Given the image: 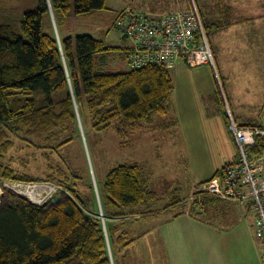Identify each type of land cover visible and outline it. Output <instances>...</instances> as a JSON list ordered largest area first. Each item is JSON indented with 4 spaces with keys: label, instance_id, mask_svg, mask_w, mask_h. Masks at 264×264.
<instances>
[{
    "label": "trees",
    "instance_id": "obj_1",
    "mask_svg": "<svg viewBox=\"0 0 264 264\" xmlns=\"http://www.w3.org/2000/svg\"><path fill=\"white\" fill-rule=\"evenodd\" d=\"M157 1L148 2L153 13H161ZM194 1L217 63L210 34H220L251 18L238 13L229 0ZM141 4H146L145 0ZM50 6L58 27L67 17L105 8L106 0H36L33 7L23 10L19 26L0 22V178L46 181L58 187L57 194L41 204L5 189L0 197V264H112L108 240L114 264H130L124 251L134 238L126 228L127 219L180 207L175 216L189 212L201 220H211L229 207V201L198 190L182 197L166 181L168 201L157 206L160 193L137 161L112 167L106 174L103 194L98 196L92 184L83 193L69 182L65 164L53 161L52 156L71 140L69 129L78 126L76 105L81 119L82 112L87 111L93 131L112 127L121 143L128 146L145 126L170 127L164 118L175 83L173 67L104 69L99 63L101 57L105 59L107 52L117 47L107 45L103 38L78 34L61 39L59 45ZM0 10L8 9L0 6ZM126 49L123 57L127 62ZM212 74V100L220 105L229 128L222 77L217 67L216 71L212 68ZM54 92L64 95L55 99ZM255 140L249 153L264 155V135ZM236 151L235 161L239 159L237 146ZM40 164L41 171L37 169ZM223 169L224 164L200 184L222 175ZM98 200L107 218V236L100 214L97 217L90 212Z\"/></svg>",
    "mask_w": 264,
    "mask_h": 264
},
{
    "label": "rangeland",
    "instance_id": "obj_2",
    "mask_svg": "<svg viewBox=\"0 0 264 264\" xmlns=\"http://www.w3.org/2000/svg\"><path fill=\"white\" fill-rule=\"evenodd\" d=\"M148 2L149 0H145L146 4H141V0H106L105 8L88 15L67 17L58 27L54 19L55 29L51 16L50 19L60 40L67 36L90 34L103 38L107 45L117 47L107 52L105 59L102 56L99 63L106 70L120 71L128 68L123 54L130 43L122 38L121 31L114 26L115 18L122 8L130 5L151 12L153 9L149 8ZM181 2L185 9L190 8L189 0H160L156 5L160 7L159 12H163L183 8ZM198 2L201 4L203 0ZM231 2L236 4V1ZM242 3L244 5L240 7L245 10V14L252 9L256 13V0H243ZM35 4L36 0H0V6L8 9L0 10V22L19 26L23 10ZM243 27L242 24H237L220 34L212 33L209 38L216 52V67L222 77L220 86L224 91L226 107L230 108V113L240 109L247 115L257 109L248 105L252 100L251 95L256 99L253 101L256 103L264 99V73L260 69V59L264 55L261 54L262 47L257 46L258 40L263 41L262 33L254 27ZM203 66L189 67L181 65L179 60L171 69L175 88L170 100V109L164 118L170 123V128L165 134L159 130L151 132L144 128L133 136L128 146H125L112 127L102 132L93 131L85 110L82 112V119L78 120L77 128L72 126L69 129L71 140L54 152L52 160L58 159L65 164L69 182L78 185L83 193L92 184L96 196L100 192L103 194L102 186L112 167L137 161L148 173L151 186L160 193L161 198L157 206H162L168 201L165 192L166 181L177 189L180 196H191L203 180L222 168L226 156L231 157L229 154L232 150L235 153V148L229 141L232 136L230 137L231 132L226 126L225 116L220 110V105H215L212 100L213 94L210 90L214 85L211 81L213 67L208 65L212 74L210 75L205 72ZM63 95L64 92L52 93L55 99ZM260 110L261 120L264 122V106H261ZM158 121L163 119L159 118ZM34 164L36 165V162ZM41 168L43 165L40 164L37 169L41 171ZM44 182L55 187L51 195L43 198L45 200L55 196L58 187ZM100 208L102 209V206L98 200L94 210H90L91 214L98 217ZM179 209L180 207H175L173 212ZM250 215L257 236L253 211ZM101 219L107 220L104 216H101ZM211 220L220 231L228 230L230 227L225 226L235 223L232 219L225 221L221 216L212 217ZM143 226L144 224L134 221L126 223L131 238L135 237ZM163 259L162 256L146 255L145 264L162 263Z\"/></svg>",
    "mask_w": 264,
    "mask_h": 264
},
{
    "label": "built area",
    "instance_id": "obj_3",
    "mask_svg": "<svg viewBox=\"0 0 264 264\" xmlns=\"http://www.w3.org/2000/svg\"><path fill=\"white\" fill-rule=\"evenodd\" d=\"M114 26L125 35L129 46L127 64L130 68L160 65L167 68L183 60L190 67L210 65L216 71L213 51L204 31L194 0L188 9L181 8L153 13L135 6L122 8ZM230 116L229 129L238 149L237 161H226L222 175L200 184V192L217 195L221 199L249 204L255 213L257 236L264 243V181L261 156L251 155L249 146L256 136L264 135V125H239ZM5 189L27 197L36 204L46 202L55 187L39 181H16L0 178V197Z\"/></svg>",
    "mask_w": 264,
    "mask_h": 264
},
{
    "label": "crops",
    "instance_id": "obj_4",
    "mask_svg": "<svg viewBox=\"0 0 264 264\" xmlns=\"http://www.w3.org/2000/svg\"><path fill=\"white\" fill-rule=\"evenodd\" d=\"M229 1H236V4L231 3L237 12L251 18L242 24L244 29L254 27L255 30L262 33L263 41L258 40L257 46L262 47L261 54L264 55V0H256V13L252 9L246 14L244 13L245 10L240 7L244 5L243 0ZM260 63V69L264 73V56L261 57ZM181 65L186 64L181 60ZM203 68L207 74L212 75L208 65H204ZM211 81L214 84L210 90L213 94L215 90L214 77ZM262 95L264 96V92ZM250 97L252 100L248 105L251 108H257L256 111L246 115L239 109L232 111V116L239 123L260 122L264 124L261 120L262 113L260 110L261 106H264V99L256 103L253 102L256 99L252 95ZM214 102L217 105L216 101ZM149 127L144 128L151 130V132L159 130L163 134L170 128L155 129ZM229 141L235 148V153L232 150V153L229 154L231 157L226 156L225 162L228 160L235 161L237 154L234 138L231 137ZM260 159L263 164L262 178L264 181V155ZM230 202L232 201L228 202L229 207L221 209L217 214L225 221L232 219L236 223L227 224L225 228H230L225 231H220L212 220H201L189 212L175 216L172 209L127 219V222L134 221L144 224L143 229L133 237L134 241L124 251L127 261L130 264H145L146 255H148L164 257L161 260L162 263L157 264H264V243L254 233L253 219H250L252 217L250 215L252 213L251 206L238 202H232L235 203L232 205ZM230 225H232V229Z\"/></svg>",
    "mask_w": 264,
    "mask_h": 264
},
{
    "label": "water",
    "instance_id": "obj_5",
    "mask_svg": "<svg viewBox=\"0 0 264 264\" xmlns=\"http://www.w3.org/2000/svg\"><path fill=\"white\" fill-rule=\"evenodd\" d=\"M49 1V0H48ZM50 16H51V19H52V21H53V23H54V29H55V18H54V14H53V10H52V7L50 6ZM55 32V36H56V38H57V40H58V43H59V45H61V40L59 39V37H58V34H57V31L55 30L54 31ZM122 38L124 39V38H126L125 37V35H122ZM76 114H77V118H78V120L80 121V116H79V113H78V109H77V105H76ZM81 124V123H80ZM100 216H104L103 215V212H102V209L100 208ZM105 218V217H104ZM101 221H102V225H103V229H104V231H105V233H106V236H107V228H106V224H105V222H104V219L102 220L101 219ZM107 240H108V237H107ZM108 251H109V256H110V259H111V263L112 264H114V262H113V258H112V254H111V249H110V244H109V240H108Z\"/></svg>",
    "mask_w": 264,
    "mask_h": 264
},
{
    "label": "clouds",
    "instance_id": "obj_6",
    "mask_svg": "<svg viewBox=\"0 0 264 264\" xmlns=\"http://www.w3.org/2000/svg\"><path fill=\"white\" fill-rule=\"evenodd\" d=\"M232 115V114H231Z\"/></svg>",
    "mask_w": 264,
    "mask_h": 264
}]
</instances>
